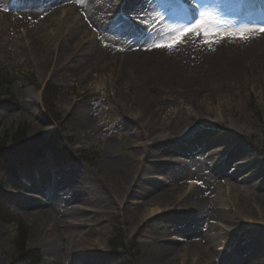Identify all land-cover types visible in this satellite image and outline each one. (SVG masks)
<instances>
[{"label":"rangeland","instance_id":"rangeland-1","mask_svg":"<svg viewBox=\"0 0 264 264\" xmlns=\"http://www.w3.org/2000/svg\"><path fill=\"white\" fill-rule=\"evenodd\" d=\"M234 1L237 5V0ZM42 2L43 0H39V5H42ZM57 3L61 2L48 3L46 7L34 10L39 22L36 20L37 23L32 26L21 22L24 14L18 15L17 18L11 5L0 4V36H4L1 43H6V53L13 55L11 59L0 53V74H5L7 80L12 83V93L18 102L0 105V144L7 132L10 141L19 126L21 130H28L27 137L41 136L40 138L43 137L48 142H53L60 132L63 134V144H67L64 151L65 160H59L61 163L58 166H54L50 155L56 156L55 153L49 151L47 158L35 167L25 165L16 175L6 172L0 196L6 200L8 210L13 216L22 220L28 229L26 251H41V264H146V261L151 262L154 259L152 257L156 255L157 249H160L158 246L172 243L185 245L193 240V236L184 234L183 229L186 228L185 223L194 222L193 212H197L198 205L190 204V200L200 193L204 198L203 206L208 212L212 209H223L228 216L237 219L234 223H227L215 216L210 218L205 213L204 223L198 222L199 224L193 226L197 227L198 232L209 230L220 233L214 249L210 251L207 246L206 250L209 251L204 250V255L195 249H188L186 254L178 256L174 264H224L230 262L229 260L247 258L245 252L249 251V243L258 240L261 235L264 236V208L255 206L244 213L235 205L236 201L243 199L242 197L264 195V65L254 66L257 63L253 59L254 62L250 61L246 65L247 71L242 69L245 72L238 81L230 78L222 84L214 83L213 79L205 82L196 78L197 81H175V87L172 88L166 81H149L133 74L128 75L134 72L133 69H126L121 71L123 75L120 74L117 64L120 61H123L122 64L127 62L124 57L127 53H120L116 58L110 51L113 56L108 59L95 61L77 73H70L68 66L78 58L85 57L88 47L96 46L97 49L106 50L108 42V47L112 45L113 48L127 52L124 49L130 48L132 41H106L98 26L96 28L98 27L101 35L96 40L92 32L95 25L91 27L85 19V0L64 1L58 6L55 14L57 16L51 18V11L55 7L53 4ZM30 7L21 11L32 13L33 8ZM67 10H71L68 12L71 14L69 19H75L74 21L67 22L64 17L59 18L58 14L62 16ZM234 11V8L226 7L212 18L197 13L196 17L188 20L186 26H179L186 29L203 21L204 28L197 33L181 36L177 47L185 51L191 47L196 49L202 43L207 45L208 38L211 37L203 35L204 29H229L231 24L228 19H240L238 11L237 14ZM164 12L166 13V10ZM242 16L244 17V14ZM43 20L51 21L44 27L42 34V38H46L50 43L49 58L45 64L41 61L43 54L40 56L34 51L30 33L36 26L41 27L40 22ZM16 21L21 23L15 24ZM52 21L55 23L54 27H51ZM152 22L157 23L155 20ZM77 26H81L77 29L78 35L72 43L66 45L64 55L61 53L62 45ZM255 27L258 30L264 26L260 24ZM12 47L18 52L15 55L10 52ZM31 49L33 55H30ZM261 54L260 51L259 56ZM208 57L214 58H211V55ZM91 60L92 58L89 62ZM46 81H51L52 86L59 91L56 105L50 108L41 104V90ZM160 82L164 84L158 85ZM139 89L142 95L137 99ZM230 93L234 95H229ZM84 106L91 107V125L89 128L81 125L79 129L74 124L80 108ZM255 115H258V120ZM150 124L153 129H149ZM125 125L132 126L137 133L138 137L130 135L132 131H129L128 135L124 132L126 136L136 137L132 143L121 132ZM95 128H99V132H93ZM194 128L200 134H207L210 139L215 140L209 141V144H188L187 140L192 136L190 132ZM170 130H174L175 135L166 141L160 138L163 136L162 131L169 133ZM200 138L195 140L200 141ZM38 140L40 144L45 142ZM178 140L180 141L175 147H169ZM237 140L244 145L243 154L231 159L222 172L197 169L198 162L208 159L211 150L217 152L214 154L217 165H220L227 159L232 142ZM135 151V158L139 159L140 165L143 166H168L170 163L178 167L180 159L184 156L188 158L187 155H192V165L181 180L173 182L160 175H140L137 184L125 189L124 185H118L117 174L111 173L114 172L112 161L115 157L124 156L125 153L129 155ZM84 171L91 174L92 182L78 180V183L71 181L67 176L75 177ZM196 177L197 179H194ZM191 179L201 181L190 187L187 182ZM56 180L63 183L61 186H67L66 191H72L74 197L80 196L81 199L83 188L91 183L106 185L103 191L107 193L110 205L104 206L95 202L93 208L89 206L84 212L81 201L73 199L70 210L81 207L74 211L82 210L87 214L89 210L96 209L100 220L95 218L93 223H79L71 228L60 224L61 227H57L59 232L55 234L57 230L36 215L42 205L46 208L48 202L42 194L44 191L47 193L49 186ZM160 185L165 190L177 193L179 200L170 210L168 208L171 203L168 207L160 203V212L150 214L155 212V205L157 206V203L149 202L154 195L142 197L140 194L147 192L150 187L158 188ZM177 186H181L180 192H175ZM203 186L209 188L202 190ZM15 188H18L17 192L14 191ZM139 189H144V192L140 193ZM209 193L210 195L205 197ZM51 205L58 206L55 194L52 195ZM17 230L15 223L6 224L0 218V264H29L28 261L22 260L24 256L16 247ZM36 230H39V233L34 238ZM119 231L125 249L112 252L108 242L118 235ZM55 244L58 253L53 256L49 249H53ZM162 259L155 261V264H166V260H169L166 257Z\"/></svg>","mask_w":264,"mask_h":264},{"label":"bare ground","instance_id":"bare-ground-1","mask_svg":"<svg viewBox=\"0 0 264 264\" xmlns=\"http://www.w3.org/2000/svg\"><path fill=\"white\" fill-rule=\"evenodd\" d=\"M39 0H14V2H11L10 0H0V4H9L13 8L15 14L17 15V18H19L18 15L24 14L25 17L21 21L22 23H25L26 25L32 26L36 24V12L34 10L42 9L43 7H46L49 5L48 3H53L55 1L64 3V1H70V0H43L42 5H39ZM113 0H85V4L83 8L86 12V20L91 21L94 25L98 26L100 29H102L104 40L106 41H113V42H121L123 40V37L128 38L127 40L130 41V38L132 39V45L130 48H126L125 50L127 52H120V53H127L124 57L127 60V62L123 63V61H120L117 64V70L126 71V69H133L134 72L128 73V75H135L137 78H144L146 80H156V81H166V84L171 85L172 88L174 82L177 81L178 83L180 81H197L203 80L207 82L210 79L214 80V83H226L228 80H240V76L243 75L246 70V65L250 63V61L254 62L253 59L256 60L257 64H254V66L259 67L261 65H264V33L258 32V30L254 27V25L259 26L260 23H264V11L259 10V5H257L256 0H244L245 2L242 5V8H240V2L237 4L234 2V0H199L198 7L199 9H194L192 11H185L182 10L181 7L178 8L174 6V9H172V12L168 15V17L165 18L164 22L157 23L154 28H152L151 24L152 21L149 19H154L156 17V20H159L158 16H162L164 14L163 8H172L171 2L173 0H119L117 5V11H121L123 8H128L131 10L130 13L134 14L136 17H142L143 19H147L148 25L147 27L143 28L140 26L139 28L132 26L131 24H128L122 20H119V22L114 23V21L110 20L108 17V14L112 12V9H115L112 3ZM259 3V2H258ZM226 4H228L229 7L234 8L236 7V10L243 13L245 12L248 17L244 15L243 20L238 24H233L232 29L227 30H218L215 32H218V35H210L208 38L207 45H204L203 43L196 49H193L192 47L188 50L181 51L177 47V37L180 36V32L184 27L179 26L180 24H183V22H186L188 20H192L194 17H196L197 13H202L205 17H215L216 13L220 12L223 7H225ZM31 6V7H30ZM25 7H30V9L33 8L32 13H27L24 11L22 12L21 9ZM257 7V8H256ZM68 12H71V10H67L66 13L64 11L63 15L60 16V19L65 18V21H74L75 19H69L71 14L69 15ZM82 12V11H81ZM57 13V10L53 11L51 14V18ZM121 14V13H120ZM206 17V18H207ZM149 18V19H148ZM52 20V19H51ZM38 21V20H37ZM63 20H61L62 23ZM21 22H14L15 24L21 23ZM39 22V21H38ZM51 21H42L41 27H35L34 31H30L32 33L31 39L33 40L36 53L43 54L41 61L45 64V62L49 58V45L48 40L46 38H42V34H44V27L48 26ZM113 22V30L116 33L111 32L110 26ZM52 26H55L54 21H52ZM79 25V24H78ZM82 25V24H81ZM186 26V25H184ZM78 28H81V26H77L74 32L65 40L63 46V49H61V53L65 55L64 50H66V45H69V43H72V41L77 37L78 35ZM209 30V29H208ZM5 31V30H4ZM211 31V30H209ZM120 38L115 39V38ZM243 37V38H242ZM4 36H0V46L1 50L4 56L9 57L12 59L13 55H10V53H6L5 47L7 46L6 43H1L4 39ZM110 38V40H109ZM158 38V42L160 45H167L172 44L173 47L171 49L168 48H161L163 50H148L146 46H149L148 44H152L153 39ZM181 38V37H180ZM134 43V45H133ZM10 46V45H9ZM96 46L94 47H88L87 52L85 53V57L78 58L76 62H74L70 67L68 66V70L70 73H77L84 67H86L88 64H91L93 62H98L99 60H103L105 58H109V56H113V54L110 53L109 48L106 50H103L102 48H98L96 50ZM212 51V52H207ZM261 51V56H259V52ZM10 52L14 55L18 53L16 51V48L12 47L10 49ZM120 53H115L116 58L120 55ZM208 55H211L214 57L213 59H210ZM92 58V60L89 62V60ZM244 69V70H242ZM264 71V66H263ZM122 74V72L120 73ZM197 74L196 77L193 75ZM77 75V74H76ZM123 75V74H122ZM121 77V76H119ZM194 78V79H193ZM197 78V79H196ZM164 83L160 82L158 85H162ZM230 93L229 95H231ZM142 95L141 89L137 91V99H140ZM234 95V94H232ZM232 97V96H231ZM91 115V107L84 106L80 108L78 118L76 119L75 126L79 128L81 125H83L84 128L90 127V121L92 120ZM92 123V122H91ZM93 124V123H92ZM153 124V123H152ZM150 124L149 129H153V125ZM123 128V127H120ZM80 129V128H79ZM103 129V128H102ZM101 129V130H102ZM121 131V130H119ZM129 131H132L130 135L137 136V133L135 132V129L132 126L125 125V128L121 131L128 135ZM93 132H99V128H95ZM102 132V131H101ZM125 135V134H124ZM161 136L163 140H166L168 137L175 135L174 130H170V132L166 135L162 131ZM125 137L129 140L130 143L136 139L131 136ZM138 137V136H137ZM201 137L198 140H195V138ZM124 139V138H123ZM204 139V141H203ZM211 140L210 137L207 134H200V135H192L187 140L188 144H209ZM117 143V142H116ZM134 143V142H133ZM171 144V143H169ZM115 146L114 144H110ZM121 145V144H120ZM131 145V144H129ZM231 149L227 152L228 157L220 165H217L218 161L215 157L214 153H217L214 150H211V153L209 155V158L205 161L198 162L197 169L199 170H205L208 169V171H213L215 173L223 171V168H225L226 164L231 162V159L242 156V150L244 145L240 141L232 142ZM118 146V145H117ZM112 147V146H109ZM169 147H175V144H171ZM185 146L182 148L184 149ZM170 149V148H169ZM172 150V149H171ZM204 153V151H203ZM135 155V156H134ZM189 158L192 157V155H187ZM136 151L131 154L125 153L124 156L115 157L112 161V166L114 167V172L111 171L112 174L116 175V178L118 180V185H124L125 189L129 188L133 184H137L136 182L139 180L138 176L142 175L144 176H158L165 178L167 181H173L181 180L182 177L189 171V167L186 166H173L169 165H160L158 166H143L140 165L139 159H136ZM191 165V164H190ZM111 167H108L112 169ZM136 168L138 169L136 171ZM135 169V170H134ZM134 170V173L132 171ZM221 171V172H222ZM69 174V173H67ZM200 174V173H197ZM113 175V176H114ZM70 180H74L76 182L86 181V182H92L91 181V174L88 171H84L78 176H71L67 175ZM232 176V174H230ZM235 175L232 177L234 178ZM181 178V179H180ZM62 183V182H61ZM79 183V182H78ZM63 184V183H62ZM107 184V183H106ZM161 184V183H160ZM86 185V184H85ZM151 186V184H150ZM149 186V187H150ZM207 187V186H206ZM106 188V185H101L98 183H91L90 186H86L83 188L82 193L83 198L81 197H74L73 193L66 191L68 190L67 186L58 184L53 185L50 188H48L47 194H42L47 199V205L45 208V205L39 209L37 212L38 215H36L38 218H43L45 220L46 224H50L53 226V229L57 230V227H61L60 224H63L66 226V228L74 227L75 225L82 223L85 225L86 223H93L95 222V218L99 221L101 217H97V210H89V213H84L85 210H88L87 207H94L95 202H98L104 206L110 205L109 197L106 192L103 190ZM115 188V186H114ZM209 188V187H208ZM150 189V190H149ZM147 192H144V189L140 190V195L143 197H147L148 194L150 196L154 195L152 199L149 201L151 204L157 203V206L155 205V212H151L150 214H155L160 212V208L158 204L168 205L170 204L168 210H170L171 207L177 205L176 202L179 200V197H176L177 193L171 192V190H165L161 187V185L158 188H149ZM181 186H177V191L180 192ZM146 191V190H145ZM153 192V193H152ZM55 194V197L57 198V207L51 205V198L52 195ZM182 193L179 195L181 196ZM243 199H239V201H236L235 207H239L244 213L248 212L250 209H253L255 206H260L264 208V195L262 194H256L251 195L250 197H242ZM81 201L80 205L83 204L84 212L80 211H74L81 209L80 207H74L73 211L69 208L70 203L73 201ZM203 196H200V193L197 196L192 197V200H190V204L196 203L197 206V212H193V224L185 223L186 228L183 229L184 234L187 236L192 235L193 240L188 241L185 243V245L182 244H176L172 243L169 244H162V246H158L160 249L155 253L154 258L151 262L146 261V264H155V261H158L159 259L163 260L162 258L166 257L169 260H166V264H174L177 261V258L179 255L185 253L186 250H197L201 252L203 255L205 254L203 251H209L206 250L207 246L210 247V251H212L215 247V244L217 240L219 239L220 233H214L212 231H204V232H198L196 230L197 227L194 228V224H199L198 222L204 223V217H206V214L211 217H216L217 219H220V221H224L227 223H234V221L237 219L230 217L227 215L226 212L222 210L212 209L210 212H208L204 208L203 203ZM194 200H197L196 202ZM49 203V204H48ZM43 204H46L43 202ZM149 204V203H148ZM72 205V204H71ZM162 206V207H164ZM200 206V207H199ZM66 208V209H65ZM165 208V207H164ZM221 209V207H219ZM87 212V211H86ZM149 214V215H150ZM148 215V216H149ZM232 216V215H231ZM104 219V217L102 218ZM41 220H39L40 222ZM185 226V225H184ZM40 230V229H39ZM39 230H36L35 235L39 233ZM59 231H55L54 233L57 234ZM264 236L261 235V237H258L256 241L249 243L248 246V252H245L247 258H241V259H235V260H229L230 262H226L224 264H243L248 262L247 264H264ZM64 239V238H63ZM184 243V242H183ZM57 244L53 246V249H49V252H51L54 256V254L58 253ZM48 252V253H49ZM50 253V254H51ZM186 254V253H185ZM164 256V257H163ZM206 256V255H205ZM204 256V257H205ZM259 257V258H257ZM261 257V258H260ZM215 258V257H214ZM164 264V263H162Z\"/></svg>","mask_w":264,"mask_h":264},{"label":"trees","instance_id":"trees-1","mask_svg":"<svg viewBox=\"0 0 264 264\" xmlns=\"http://www.w3.org/2000/svg\"><path fill=\"white\" fill-rule=\"evenodd\" d=\"M25 134H26V132H25ZM29 152H33V151L29 150ZM22 153L23 152L19 148H17L16 151L6 152L4 154L0 151V165H5L6 163L9 164V160L10 159L16 160L17 158L21 157ZM11 166H13V165L11 164ZM5 208L6 207H5L4 201L0 200V213H2L3 217H5L6 220L8 221L9 220V215H8V213L4 212ZM26 235H27V232L25 230L24 234L21 235L20 240L18 241V245H17L18 246V250H20V252H22L25 255V257L28 260H30L31 263L38 264L39 261H40L39 260L40 254L38 253V251H36V250H32V251H28L27 250L26 251V249H25V245H26L25 244L26 243V239L25 238H26ZM117 240H119L118 243H116L115 239L113 240L114 244L116 245L113 248H117V249L118 248H122V249L125 248V245H123L122 240L120 239V237H118Z\"/></svg>","mask_w":264,"mask_h":264},{"label":"snow or ice","instance_id":"snow-or-ice-1","mask_svg":"<svg viewBox=\"0 0 264 264\" xmlns=\"http://www.w3.org/2000/svg\"><path fill=\"white\" fill-rule=\"evenodd\" d=\"M201 28H204V23L203 21H201L200 23H194L193 26L191 27H188L186 29H183L181 30L180 32V36L177 37V42L180 40V37L181 36H184L186 35L187 33H197L200 31ZM261 33H264V27H261L258 29ZM219 33L218 32H215L214 30L213 31H209L208 29H204V32H203V35L205 37H208L210 35H218ZM243 38V37H242ZM154 47H157V48H168V49H171L173 47L172 44H167V45H154ZM200 133L197 131V129H192L191 132H190V135H199Z\"/></svg>","mask_w":264,"mask_h":264}]
</instances>
